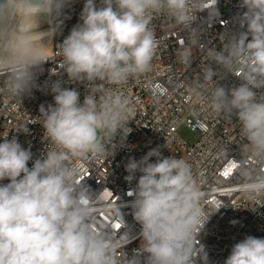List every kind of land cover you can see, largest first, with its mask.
<instances>
[{
  "label": "clouds",
  "instance_id": "obj_1",
  "mask_svg": "<svg viewBox=\"0 0 264 264\" xmlns=\"http://www.w3.org/2000/svg\"><path fill=\"white\" fill-rule=\"evenodd\" d=\"M72 2L0 0V91L21 98L37 87L36 73L50 59L49 41L60 27L41 31V21L59 18ZM217 4L85 0L80 22L58 45L59 67L68 81L87 87L83 102L76 88L63 87L57 78L49 85L54 104L41 105L34 122L49 141L41 156L33 159L16 137L0 142V264H209L198 239L209 217L201 206L205 194L187 160L165 157L159 146L139 160L129 158L124 179L136 180L128 195L141 241L131 256L124 251L127 233L122 235L128 242L118 245L109 229L96 224L98 195L78 182L82 172L76 161L109 157L117 136L123 141L131 132V100L110 86L151 72L159 43L154 19L165 15L188 34L177 62L190 66L191 48L200 44V30L193 27L197 14L207 10L211 22L219 16ZM240 7L244 11L233 18L236 30L220 36L222 47L206 48L194 90L212 113L230 122L236 118L245 141L242 156L255 161L238 168L240 190L255 199L264 195V0H240ZM229 75L239 84L222 83ZM27 124L17 131L27 134ZM116 210L121 215L118 205ZM224 264H264V238L246 236Z\"/></svg>",
  "mask_w": 264,
  "mask_h": 264
},
{
  "label": "built area",
  "instance_id": "obj_2",
  "mask_svg": "<svg viewBox=\"0 0 264 264\" xmlns=\"http://www.w3.org/2000/svg\"><path fill=\"white\" fill-rule=\"evenodd\" d=\"M84 3L85 0H73L63 10L60 20L49 21L51 27L57 24L60 27L56 29L57 42L52 43L47 54L50 59L36 73L37 87L21 98L0 91V142L4 136L9 140L16 137L22 147L31 149L33 159L40 157L49 144L43 138L42 125L34 122L40 115L41 105L54 104L49 87L51 82L60 78L63 87L76 88L81 103L87 93L86 85L68 81L66 73L59 67L62 58L58 51V45L80 22ZM217 8L219 16L211 22H208L207 10L197 14L193 27L200 30V44L191 48L193 60L190 66L177 62L178 50L189 43L188 34L165 15L154 19L159 43L151 72L130 79L122 86H110L119 87L131 100L134 109L133 120L128 123L131 132L123 141L117 136L114 141L117 146L112 155L109 152V157L89 156L76 161L82 172L78 182H84L98 195L96 224L109 229L118 245L128 242L122 235L127 233L130 242L124 251L129 256L141 241L140 225L134 220L130 207L133 197L128 195L136 180L129 183L124 179L128 175L125 165L130 157L139 160L157 146L165 157L176 155L187 160L202 187L205 198L201 206L209 217L198 239L208 254L209 264H224L233 245L246 236L264 238V206H261L264 195L249 199L240 190L243 180L238 175V168L242 164L255 166V161L245 160L242 156L241 146L245 141L240 136L238 122L235 117L230 122L212 113L194 90L196 81L202 79L207 61L206 48L219 50L222 47L220 36L227 30H236L233 18L244 11L240 0H218ZM56 73L59 76H55ZM239 82L231 75L222 81L231 86ZM0 88H3L2 81ZM25 122L28 133L18 132V127ZM183 124L199 133L196 141L181 136L179 128ZM151 160L154 162L155 157ZM31 166L32 161H29ZM117 205L122 217L116 210ZM118 251L122 250L118 248Z\"/></svg>",
  "mask_w": 264,
  "mask_h": 264
},
{
  "label": "rangeland",
  "instance_id": "obj_3",
  "mask_svg": "<svg viewBox=\"0 0 264 264\" xmlns=\"http://www.w3.org/2000/svg\"><path fill=\"white\" fill-rule=\"evenodd\" d=\"M49 21H52L51 17H49ZM50 28H52L50 26V23L48 25H40V30L41 31H48ZM51 44H52V37L49 41V45H48V49H47V53L49 52L50 48H51ZM179 133L181 134V136H183L184 138H186L188 141L194 142L198 139L199 137V133L196 131H192L190 128H188L185 124L181 125L179 128Z\"/></svg>",
  "mask_w": 264,
  "mask_h": 264
},
{
  "label": "bare ground",
  "instance_id": "obj_4",
  "mask_svg": "<svg viewBox=\"0 0 264 264\" xmlns=\"http://www.w3.org/2000/svg\"><path fill=\"white\" fill-rule=\"evenodd\" d=\"M51 19H52V21L53 20H60L61 19V16L59 18H53V17H51ZM52 28H55V27H52ZM56 42H57V35H56V31H55V33L52 36V43H56ZM51 47H52V44H51ZM50 50H51V48H50ZM50 50H49V52H50ZM48 53H46V54H48Z\"/></svg>",
  "mask_w": 264,
  "mask_h": 264
},
{
  "label": "water",
  "instance_id": "obj_5",
  "mask_svg": "<svg viewBox=\"0 0 264 264\" xmlns=\"http://www.w3.org/2000/svg\"><path fill=\"white\" fill-rule=\"evenodd\" d=\"M42 25H48L49 24V16H45L43 17L42 21H41Z\"/></svg>",
  "mask_w": 264,
  "mask_h": 264
}]
</instances>
